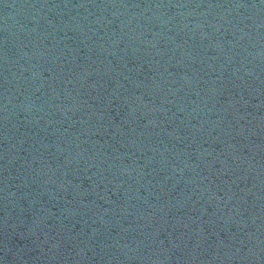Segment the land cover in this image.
<instances>
[{
  "label": "water",
  "instance_id": "1",
  "mask_svg": "<svg viewBox=\"0 0 264 264\" xmlns=\"http://www.w3.org/2000/svg\"><path fill=\"white\" fill-rule=\"evenodd\" d=\"M0 264H264V0H0Z\"/></svg>",
  "mask_w": 264,
  "mask_h": 264
}]
</instances>
